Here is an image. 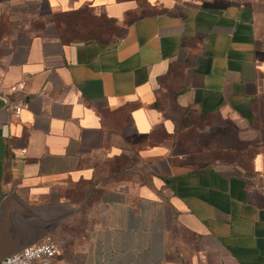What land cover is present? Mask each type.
I'll use <instances>...</instances> for the list:
<instances>
[{
	"label": "crops",
	"instance_id": "1",
	"mask_svg": "<svg viewBox=\"0 0 264 264\" xmlns=\"http://www.w3.org/2000/svg\"><path fill=\"white\" fill-rule=\"evenodd\" d=\"M0 87V258L264 264L263 9L0 0ZM121 159L145 180L100 186Z\"/></svg>",
	"mask_w": 264,
	"mask_h": 264
},
{
	"label": "rangeland",
	"instance_id": "2",
	"mask_svg": "<svg viewBox=\"0 0 264 264\" xmlns=\"http://www.w3.org/2000/svg\"><path fill=\"white\" fill-rule=\"evenodd\" d=\"M223 2H237L245 5H250L259 9L264 10V0H219ZM258 124H264V100H262L258 107H256ZM248 153V154H247ZM245 157L249 155V152H245ZM134 164V165H133ZM130 165L135 166L133 160H117L111 163L107 161L99 160L95 163L97 169H100L98 176L96 178L100 181V186L104 187H117L129 182H137L139 180H145L146 176L144 173H126L124 169L130 167ZM91 199L85 200L83 206H81L79 211L78 220L76 222L74 232L78 233L80 236L81 233H84L85 236L92 226V217H91ZM82 231V232H81ZM80 244V242H79ZM72 260L71 264H82L80 260H77L75 257H70Z\"/></svg>",
	"mask_w": 264,
	"mask_h": 264
},
{
	"label": "built area",
	"instance_id": "3",
	"mask_svg": "<svg viewBox=\"0 0 264 264\" xmlns=\"http://www.w3.org/2000/svg\"><path fill=\"white\" fill-rule=\"evenodd\" d=\"M21 107V105L13 106L12 112L17 115ZM58 255V244L52 238L45 237L34 245L24 247L18 253L0 258V264H68L62 261L57 262Z\"/></svg>",
	"mask_w": 264,
	"mask_h": 264
},
{
	"label": "water",
	"instance_id": "4",
	"mask_svg": "<svg viewBox=\"0 0 264 264\" xmlns=\"http://www.w3.org/2000/svg\"><path fill=\"white\" fill-rule=\"evenodd\" d=\"M24 247H25V245L19 247L17 250H15V251H14L13 253H11L10 255L20 252ZM7 256H9V255H7ZM7 256H4V257H7ZM4 257H1V258H4Z\"/></svg>",
	"mask_w": 264,
	"mask_h": 264
},
{
	"label": "trees",
	"instance_id": "5",
	"mask_svg": "<svg viewBox=\"0 0 264 264\" xmlns=\"http://www.w3.org/2000/svg\"><path fill=\"white\" fill-rule=\"evenodd\" d=\"M263 100H264V99H263ZM258 125H259V124H258ZM261 126H262V127H264V124H263V125H261ZM261 126H260V127H261Z\"/></svg>",
	"mask_w": 264,
	"mask_h": 264
}]
</instances>
